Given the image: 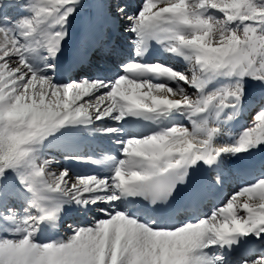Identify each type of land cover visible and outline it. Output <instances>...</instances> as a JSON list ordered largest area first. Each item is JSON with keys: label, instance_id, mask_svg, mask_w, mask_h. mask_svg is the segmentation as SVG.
<instances>
[{"label": "snow or ice", "instance_id": "snow-or-ice-1", "mask_svg": "<svg viewBox=\"0 0 264 264\" xmlns=\"http://www.w3.org/2000/svg\"><path fill=\"white\" fill-rule=\"evenodd\" d=\"M0 264H264V0H0Z\"/></svg>", "mask_w": 264, "mask_h": 264}]
</instances>
